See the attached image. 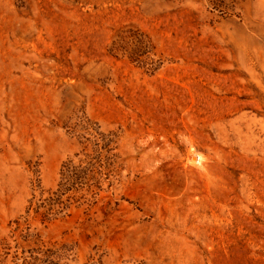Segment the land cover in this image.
<instances>
[{
    "label": "rangeland",
    "instance_id": "rangeland-1",
    "mask_svg": "<svg viewBox=\"0 0 264 264\" xmlns=\"http://www.w3.org/2000/svg\"><path fill=\"white\" fill-rule=\"evenodd\" d=\"M0 264H264V0H0Z\"/></svg>",
    "mask_w": 264,
    "mask_h": 264
}]
</instances>
